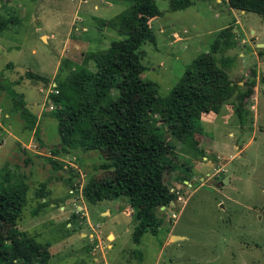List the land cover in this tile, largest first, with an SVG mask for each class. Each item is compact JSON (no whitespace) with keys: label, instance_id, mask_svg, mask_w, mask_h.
<instances>
[{"label":"rangeland","instance_id":"rangeland-1","mask_svg":"<svg viewBox=\"0 0 264 264\" xmlns=\"http://www.w3.org/2000/svg\"><path fill=\"white\" fill-rule=\"evenodd\" d=\"M192 1L174 10L169 0H156L161 13L150 24L157 43L142 46L144 77L157 82L160 96L167 97L229 24L234 44L215 56L249 94L242 116L238 92L219 113L203 116V131L196 134L201 154L163 127L176 146L164 178L176 196L174 204L157 210L162 218L158 234L147 232L137 243L126 196L98 202L88 197L95 182L114 175L100 167L105 152H51L61 141L53 114L63 102L53 98L60 94L55 82L60 69L62 81L77 63L95 70L96 56L89 55L125 37L113 20L132 1L0 0V172H10L6 184L27 186L17 228L50 251L47 264H264V46L259 45L264 44V18L241 13L227 0ZM173 32L179 41H172ZM10 81L17 82L12 87L25 100L27 118L3 88ZM32 118L37 122L27 128ZM226 176L229 182L217 186ZM86 220L90 225L82 237L78 226ZM8 227L0 221L1 231Z\"/></svg>","mask_w":264,"mask_h":264},{"label":"trees","instance_id":"trees-1","mask_svg":"<svg viewBox=\"0 0 264 264\" xmlns=\"http://www.w3.org/2000/svg\"><path fill=\"white\" fill-rule=\"evenodd\" d=\"M131 1V6L113 20L125 37L103 53L89 55L96 56L95 70L88 63H77L62 81L60 69L55 82L61 95L54 94L53 98L58 104L63 102L53 114L58 120L61 141L51 152L53 156L76 148L105 152L100 167L114 170V175L95 182L88 197L98 202L126 196L134 210L133 238L138 243L147 232L158 234L162 218L157 210L176 196L164 180L176 146L163 127L176 131L180 140L197 155L201 154L203 149L196 134L203 131V116L219 113L223 104L237 92L236 108L242 116L249 92L232 81L226 67L220 65L215 56L226 45L234 44L230 41L233 27L227 26L217 34L211 49L194 59L169 95L161 97L158 83L144 77L148 67L142 62V46L157 43L150 20L161 12L156 0ZM169 2L174 10L193 5L192 0ZM227 2L233 8L256 12L264 18V0ZM28 74L31 78L46 80L34 72ZM13 84L17 82L10 81L3 88L27 118L31 113ZM153 114L158 115V121ZM36 120L27 119V128H33ZM35 132L38 136V126ZM50 160L57 163L56 159ZM9 173L0 172V221L9 225L5 232L0 230V264H47L50 251L42 249L34 237L17 228L27 200V186L24 182L6 184L5 177Z\"/></svg>","mask_w":264,"mask_h":264},{"label":"crops","instance_id":"crops-1","mask_svg":"<svg viewBox=\"0 0 264 264\" xmlns=\"http://www.w3.org/2000/svg\"><path fill=\"white\" fill-rule=\"evenodd\" d=\"M246 12H248V11H246V10H242L241 11V13H245L246 14ZM236 22H239V20L237 19L236 20ZM229 25V24H228ZM227 25V26H228ZM226 27V26H225ZM162 30L163 31H166V27L165 26H163L162 27ZM235 31H237L236 29H235ZM170 36V35H169ZM179 36V33H176V34H174V32H173V37H171L173 40L172 41H179V39H180V37H178ZM169 39H170V37H169ZM205 116V115H204ZM204 118V117H203ZM84 207V206H83ZM61 210L63 211V214H65V211H66V205L65 206H62L61 207ZM88 225H90V223H88V221L86 220L85 222H84V225H82V226H78V229H81L80 231H81V236L83 237V235H87V233L84 231L85 229H86V227L88 226ZM96 258V257H95Z\"/></svg>","mask_w":264,"mask_h":264},{"label":"water","instance_id":"water-1","mask_svg":"<svg viewBox=\"0 0 264 264\" xmlns=\"http://www.w3.org/2000/svg\"><path fill=\"white\" fill-rule=\"evenodd\" d=\"M40 33H41V34L43 33V31H42L41 29H40ZM259 45L264 46L263 43H260ZM263 89H264V85H263ZM200 147H201V145H200ZM229 179H230V176H226L222 181H220V182L218 183L217 186H219V185H223V184H225V183H228V182H229Z\"/></svg>","mask_w":264,"mask_h":264},{"label":"built area","instance_id":"built-area-1","mask_svg":"<svg viewBox=\"0 0 264 264\" xmlns=\"http://www.w3.org/2000/svg\"><path fill=\"white\" fill-rule=\"evenodd\" d=\"M57 92H58V91H57ZM181 198H182V197L179 196V199H181ZM170 203L174 204V201H171ZM163 207H165V206L163 205ZM79 209L83 210L84 207H83V206H82V207H79ZM173 216L176 218V217H177V213H176V212H173Z\"/></svg>","mask_w":264,"mask_h":264}]
</instances>
